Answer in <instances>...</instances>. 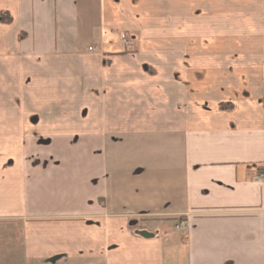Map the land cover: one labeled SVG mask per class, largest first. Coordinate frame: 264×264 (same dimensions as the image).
<instances>
[{
	"label": "crops",
	"instance_id": "obj_1",
	"mask_svg": "<svg viewBox=\"0 0 264 264\" xmlns=\"http://www.w3.org/2000/svg\"><path fill=\"white\" fill-rule=\"evenodd\" d=\"M181 249L264 264V0H0V264Z\"/></svg>",
	"mask_w": 264,
	"mask_h": 264
},
{
	"label": "rangeland",
	"instance_id": "obj_2",
	"mask_svg": "<svg viewBox=\"0 0 264 264\" xmlns=\"http://www.w3.org/2000/svg\"><path fill=\"white\" fill-rule=\"evenodd\" d=\"M120 41H121L122 45L127 50H131L132 42L129 39H127L125 36L121 35L120 36ZM126 43H127V45H126ZM180 251H181V255L180 254L178 255V253L173 255V254L170 253V251H168L165 254V257H166L165 264H185L184 263V259H183V257H184L183 256L184 249H181Z\"/></svg>",
	"mask_w": 264,
	"mask_h": 264
},
{
	"label": "built area",
	"instance_id": "obj_3",
	"mask_svg": "<svg viewBox=\"0 0 264 264\" xmlns=\"http://www.w3.org/2000/svg\"><path fill=\"white\" fill-rule=\"evenodd\" d=\"M127 45V43H126ZM91 50V49H90ZM176 229L181 230V231H186V226H185V222L184 221H180L177 226Z\"/></svg>",
	"mask_w": 264,
	"mask_h": 264
},
{
	"label": "water",
	"instance_id": "obj_4",
	"mask_svg": "<svg viewBox=\"0 0 264 264\" xmlns=\"http://www.w3.org/2000/svg\"><path fill=\"white\" fill-rule=\"evenodd\" d=\"M142 236L146 237V238L150 237V235H148V234H142Z\"/></svg>",
	"mask_w": 264,
	"mask_h": 264
}]
</instances>
